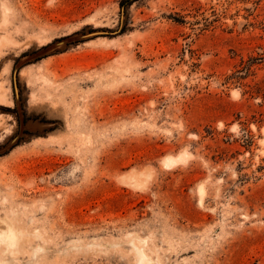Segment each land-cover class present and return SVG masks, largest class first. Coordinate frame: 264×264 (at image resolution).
<instances>
[{"label":"rangeland","instance_id":"1","mask_svg":"<svg viewBox=\"0 0 264 264\" xmlns=\"http://www.w3.org/2000/svg\"><path fill=\"white\" fill-rule=\"evenodd\" d=\"M121 1L0 0V264H264V0Z\"/></svg>","mask_w":264,"mask_h":264},{"label":"water","instance_id":"2","mask_svg":"<svg viewBox=\"0 0 264 264\" xmlns=\"http://www.w3.org/2000/svg\"><path fill=\"white\" fill-rule=\"evenodd\" d=\"M98 34H100V33H95V32L94 33H88L85 35H79V36L64 39L62 41H58V42L38 51L36 53L31 54L25 62L40 58V57L45 56L46 54L50 53L51 51H53L57 48L67 46L68 44L73 43V42H78V41H81V40H84V39H87L90 37L97 36ZM17 70H18V66H16L15 72H14V92H15V103H16L17 109L20 110V101H19V96H18V88H17V84H16ZM20 122H21V129H22L23 120L20 119ZM21 134H22V131H20V134L16 138H14L11 142H9L8 144H6L2 148H0V155L5 154L7 151L13 149L18 144Z\"/></svg>","mask_w":264,"mask_h":264},{"label":"trees","instance_id":"3","mask_svg":"<svg viewBox=\"0 0 264 264\" xmlns=\"http://www.w3.org/2000/svg\"><path fill=\"white\" fill-rule=\"evenodd\" d=\"M133 1H136V0H122L121 3H120V6L122 8H125L128 4H130Z\"/></svg>","mask_w":264,"mask_h":264},{"label":"bare ground","instance_id":"4","mask_svg":"<svg viewBox=\"0 0 264 264\" xmlns=\"http://www.w3.org/2000/svg\"><path fill=\"white\" fill-rule=\"evenodd\" d=\"M165 164H167V165H170V164H172V163H174V160L172 159V158H167L165 161ZM145 176V175H144ZM136 177V176H135ZM147 177V176H146ZM137 178H135V180H136ZM142 181V180H141ZM139 182H140V180H139ZM137 183V182H136Z\"/></svg>","mask_w":264,"mask_h":264}]
</instances>
